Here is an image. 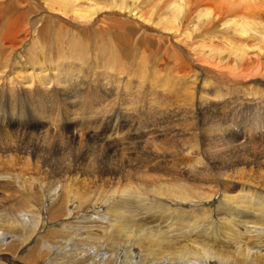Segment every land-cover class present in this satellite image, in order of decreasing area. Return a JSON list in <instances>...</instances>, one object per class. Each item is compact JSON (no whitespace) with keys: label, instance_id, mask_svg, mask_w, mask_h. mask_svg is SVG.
Returning a JSON list of instances; mask_svg holds the SVG:
<instances>
[{"label":"bare ground","instance_id":"1","mask_svg":"<svg viewBox=\"0 0 264 264\" xmlns=\"http://www.w3.org/2000/svg\"><path fill=\"white\" fill-rule=\"evenodd\" d=\"M0 118V264H264V0H0Z\"/></svg>","mask_w":264,"mask_h":264},{"label":"rangeland","instance_id":"2","mask_svg":"<svg viewBox=\"0 0 264 264\" xmlns=\"http://www.w3.org/2000/svg\"><path fill=\"white\" fill-rule=\"evenodd\" d=\"M160 47V46H159ZM159 47H157V50H158V48ZM151 48V50H152V52H154L153 54H156V51L154 50V48L153 47H150ZM159 95H160V92H159ZM142 100H144V101H146V98L145 97H143L142 98ZM147 102V101H146ZM136 107L138 108V110H139V112L141 113L142 112V114L143 115H146L147 113H145V112H143L142 111V109H143V107H141V105L138 103V104H136ZM251 110V109H250ZM249 111V110H248ZM0 120H1V118H0ZM227 120V121H226ZM226 120H224L223 121V123H224V128L226 127H228L232 132H237V133H239V134H242V132H243V127H244V125L242 124V123H240V124H238V123H236V121H234V122H230L228 119H226ZM243 122V121H242ZM0 123H1V121H0ZM262 125H260L258 128L259 129H264V122H262L261 123ZM231 127V128H230ZM235 128V129H234ZM241 129V130H240ZM0 135H2L1 134V132H0ZM255 170L257 171L258 169L257 168H255ZM249 175H251V173H248ZM213 186V185H212Z\"/></svg>","mask_w":264,"mask_h":264}]
</instances>
